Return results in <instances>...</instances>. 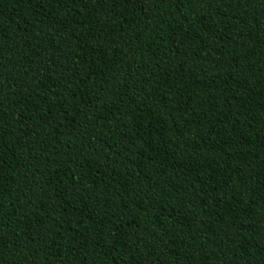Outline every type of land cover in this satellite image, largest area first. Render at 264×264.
Instances as JSON below:
<instances>
[{
  "label": "trees",
  "instance_id": "trees-1",
  "mask_svg": "<svg viewBox=\"0 0 264 264\" xmlns=\"http://www.w3.org/2000/svg\"><path fill=\"white\" fill-rule=\"evenodd\" d=\"M0 264H264V0H0Z\"/></svg>",
  "mask_w": 264,
  "mask_h": 264
}]
</instances>
